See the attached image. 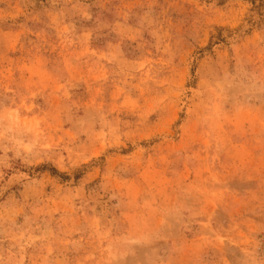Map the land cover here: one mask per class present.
Wrapping results in <instances>:
<instances>
[{"label":"rangeland","instance_id":"374dc122","mask_svg":"<svg viewBox=\"0 0 264 264\" xmlns=\"http://www.w3.org/2000/svg\"><path fill=\"white\" fill-rule=\"evenodd\" d=\"M0 264H264V0H0Z\"/></svg>","mask_w":264,"mask_h":264}]
</instances>
